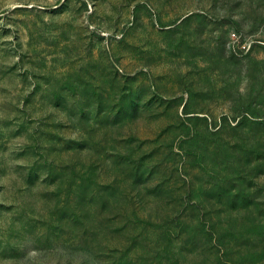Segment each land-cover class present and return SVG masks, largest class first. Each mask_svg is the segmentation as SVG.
<instances>
[{
	"label": "rangeland",
	"instance_id": "obj_1",
	"mask_svg": "<svg viewBox=\"0 0 264 264\" xmlns=\"http://www.w3.org/2000/svg\"><path fill=\"white\" fill-rule=\"evenodd\" d=\"M0 264H264V0H0Z\"/></svg>",
	"mask_w": 264,
	"mask_h": 264
},
{
	"label": "trees",
	"instance_id": "obj_2",
	"mask_svg": "<svg viewBox=\"0 0 264 264\" xmlns=\"http://www.w3.org/2000/svg\"><path fill=\"white\" fill-rule=\"evenodd\" d=\"M227 20H228V19H227ZM227 20H226V21H227ZM228 21H229V20H228Z\"/></svg>",
	"mask_w": 264,
	"mask_h": 264
}]
</instances>
